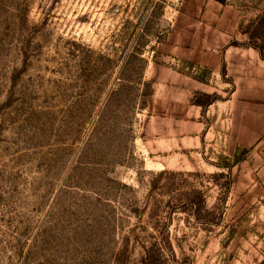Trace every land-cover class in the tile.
Here are the masks:
<instances>
[{
	"label": "rangeland",
	"instance_id": "rangeland-1",
	"mask_svg": "<svg viewBox=\"0 0 264 264\" xmlns=\"http://www.w3.org/2000/svg\"><path fill=\"white\" fill-rule=\"evenodd\" d=\"M0 264H264V0H0Z\"/></svg>",
	"mask_w": 264,
	"mask_h": 264
}]
</instances>
